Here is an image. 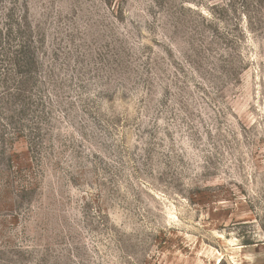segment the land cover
Returning <instances> with one entry per match:
<instances>
[{
  "label": "rangeland",
  "instance_id": "obj_1",
  "mask_svg": "<svg viewBox=\"0 0 264 264\" xmlns=\"http://www.w3.org/2000/svg\"><path fill=\"white\" fill-rule=\"evenodd\" d=\"M0 264H264V0H0Z\"/></svg>",
  "mask_w": 264,
  "mask_h": 264
}]
</instances>
